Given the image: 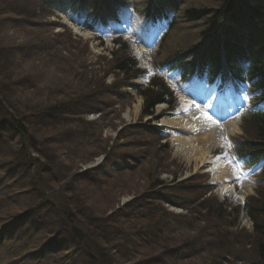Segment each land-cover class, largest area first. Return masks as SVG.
<instances>
[{
	"label": "rangeland",
	"instance_id": "1",
	"mask_svg": "<svg viewBox=\"0 0 264 264\" xmlns=\"http://www.w3.org/2000/svg\"><path fill=\"white\" fill-rule=\"evenodd\" d=\"M189 6L208 9L212 15L222 7L219 0H193ZM55 8L40 0H0V103L7 104L14 122L22 126L16 135L13 131H4L6 136L0 134V219L13 217L4 211L8 207L13 210L27 204L26 209H33L36 204H43L44 209L32 212L43 219L40 232L49 237L62 231L60 235L67 234L70 247L66 255L53 251L46 258L48 262L42 264H86L76 257L83 255L94 240L100 246L98 250L104 249L119 260L116 264H136L141 257L136 247L128 243L124 246L119 238L107 242L109 236L115 235L112 230L122 225L111 222L109 217L128 205L130 215L144 217L147 226L138 229V222L134 221L137 230L132 238L134 244L143 239L146 243L159 241L162 247L171 246L173 239L184 243L185 256L172 258L169 264L256 262L251 244L253 218L244 212L235 195L229 191L221 194L223 180L209 172L214 148H207L210 155L204 163L179 153V149L191 153L200 147L184 148L175 142L178 136H201L188 129L190 121L184 115L191 112H183L189 102L185 100L187 96L177 93L175 109L157 106L153 117L143 118L144 100L134 90L118 95L106 89L112 84L120 87L123 81L113 66L120 54L110 55V51L117 50L109 38L102 45L97 36L104 33L99 28L91 33L92 38L76 34L75 26L62 24L78 22L81 26L80 15L72 17L78 21H69V17L65 19L57 13L48 17ZM133 20V31L139 32L145 20L138 15ZM185 24L189 27L186 38L199 44L203 26L181 23ZM138 101L140 112L136 113ZM157 115L162 117L160 123L165 124L168 137L156 144L152 127L159 124L155 122ZM5 137L15 141L8 145ZM5 154H12L10 161L5 160ZM91 179L103 187V198L94 192ZM250 180L253 184H249ZM115 186L121 190L116 191ZM241 187L248 194V201L255 199L247 205L248 213L259 215L260 211L254 209L264 204V188L251 178ZM36 190L42 193L41 198L30 205L27 194ZM116 192L118 196L111 197ZM55 206L64 208L62 215ZM148 206L156 213L148 210ZM208 206L209 213L205 210ZM165 211L173 217H185V228L179 234L167 229L161 237L163 233L154 232L155 226L168 227ZM153 215L158 216L153 219ZM44 216H48L46 222ZM52 216L59 218L50 219ZM60 218L64 221L54 226L53 222ZM24 238L17 241L19 247L40 246L41 238L33 231ZM187 241L191 243L186 245ZM8 249L17 254L10 243L0 253L2 262ZM117 251H122L128 261L116 256ZM26 264L37 261L27 260Z\"/></svg>",
	"mask_w": 264,
	"mask_h": 264
},
{
	"label": "trees",
	"instance_id": "2",
	"mask_svg": "<svg viewBox=\"0 0 264 264\" xmlns=\"http://www.w3.org/2000/svg\"><path fill=\"white\" fill-rule=\"evenodd\" d=\"M232 0H219V4L222 5L221 9H219L216 13H214L213 15L210 13V10H201V9H196V10H192V11H188L186 12V15L193 19V20H199V19H203L206 18L204 20H208V27L210 28V31H212L214 29V27H216V22L217 20L222 17V15L225 12V9L228 8L229 6V2ZM238 10L244 13V15L246 16V18L248 19V24L250 26H252V28L254 29L257 37L259 38V46L258 48H261L264 54V0H255V1H251V0H238ZM13 14L15 13V8L12 9L11 11ZM211 15V18H210ZM212 19V20H211ZM207 27V28H208ZM115 69L119 72L122 73H126L128 75V72H131L133 70V66H135V61H133L132 59H117L115 62ZM153 86H156V88L160 90H146V91H139V94L144 96L145 98V103H144V111H143V115L144 114H150L151 110L155 107L156 104L158 103H162L164 101H166L167 96L171 97L172 95L169 92L168 87L164 84V83H160L158 82V79L154 80V83L152 84ZM10 108L7 106V104H2L0 103V134L1 136H6L4 131H13L18 134L19 133V127L18 124L16 122H14V119L12 117V115L10 114ZM13 110L18 113V109L16 108V105H13ZM65 111V109H64ZM23 132V131H22ZM1 138V137H0ZM5 141L8 145H11V143H13L15 141L14 138L10 137L7 138L5 137ZM3 143V142H2ZM3 151V150H1ZM14 152H12L13 154ZM11 154V155H12ZM11 155L9 156V154H5L3 155L5 157V160L10 161ZM5 168V167H4ZM89 173V172H88ZM91 185L93 186V190H95L94 192H96V195L100 196L101 198L104 197V190L103 187H101L100 183L91 179ZM163 185V184H160ZM114 189H116V191L121 190V188L119 186H115ZM115 194H117L118 196V192L116 193H112L111 197L115 196ZM42 193L39 190H36L35 192L31 193V194H27L26 200L28 202V204H32V202L35 201V199H40L41 198ZM32 196V197H29ZM12 201V200H11ZM27 204H24V206H21L20 208H14L13 210L9 207V209H7L8 214H11L12 220L11 221H15L18 222L17 226L12 225L10 226L11 228V232L10 233V239L13 240L16 236L18 238H22L23 240H25L24 236L27 233H30L31 231H33L34 235L37 236L39 235L40 239V246H38L36 249L32 248L31 250H29V255L33 257L32 261L36 262L37 264H42L44 262H48V260H46L47 257L50 256V254H53V251L56 252H63L64 255L67 254V249H69L70 247V240L67 238V234L64 233L63 235H60V233L62 231H59L58 234L54 235V236H49L46 237V235L42 232H40V222L43 220L41 217L38 219V215H34V214H30L33 211H41L42 209H44L45 207L43 206L42 203H38L36 204V206L33 207V209L27 210L26 207ZM129 207H131V205H128L124 208H118L115 213H113L110 217L109 220L111 222H115L118 225V222L122 223L121 226L118 225V228L115 230H112L113 233L115 235H111L108 237V243L116 240L117 238H119L124 244H130L133 245L134 247L137 248V255L141 256L138 259V262L136 264H169V260H171L172 258L174 259H180L182 257L185 256V246L184 243H182L179 239H173L171 241V243L173 242V244L169 247H162L158 242H150V243H146L144 241V239L142 241H140L137 245L134 244L132 238L137 234V230L135 229L134 226V221L136 220L138 223V229H143V227H147L145 225V219L143 218H136L133 217L132 215H130V211H129ZM258 209H254V210H258L260 212L259 215L255 216L253 212L250 211L249 215H251V217L254 220V236H253V242L251 244H253L254 246V251L256 253V262L252 261V262H247L250 264H264V204L257 206ZM11 209V210H10ZM54 209H58L59 210V214L62 215L64 209L60 206L56 207ZM25 210V211H24ZM148 210H150L151 212H155L156 211L151 207L148 206ZM206 212L209 213L211 211V208L208 206L205 208ZM253 210V209H252ZM23 211V212H22ZM21 212V213H20ZM165 217L167 218V220L169 221V225L166 229H162V228H158L155 226V233L157 234H161V237L164 236L166 234V230L168 229L169 232H174L175 234H179L181 231L183 230L185 227V220H183V217H173L170 216L169 213H167L165 211ZM158 215H153L152 218L155 219ZM148 219V216H146ZM171 217H173L174 219H172ZM55 218L58 219L59 217L57 216H52L50 217V219ZM149 218V219H152ZM45 222L48 219V216H44ZM49 219V220H50ZM148 219V220H149ZM62 220L64 221L63 218H60L57 222H53V225L56 226L60 224L62 222ZM187 220V219H186ZM14 224V223H12ZM152 228V226H150L147 230L146 233L149 232V230ZM38 230V231H37ZM97 240H94L93 243L91 244V246H86V250L84 251V254L81 256H77L76 258H78L79 260H81L82 262H86V264H116L117 260L116 258L110 257L108 255V253L105 252L104 249L98 250V248L100 247L98 243H96ZM211 242V241H210ZM191 242L187 241L186 245H189ZM125 246V245H124ZM21 248L19 247L18 249H15L16 251H19ZM211 249V247H210ZM253 248H251L252 250ZM211 252V250H209ZM207 253V254H206ZM205 254L208 256H211L210 253L206 252ZM205 254H203V256H206ZM116 256L120 257L122 260L128 261V259L126 258V256L122 253V251H117ZM70 255H67L66 258L68 260H70ZM18 259H20L18 261ZM15 261H17V264H21L24 262V260H26V258H18L16 255L14 257ZM243 261V260H241ZM119 262V260H118ZM217 264V263H216Z\"/></svg>",
	"mask_w": 264,
	"mask_h": 264
},
{
	"label": "bare ground",
	"instance_id": "3",
	"mask_svg": "<svg viewBox=\"0 0 264 264\" xmlns=\"http://www.w3.org/2000/svg\"><path fill=\"white\" fill-rule=\"evenodd\" d=\"M252 1V0H251ZM255 1V0H253ZM75 31L77 34L85 37H89V33H86L85 30L82 31L80 28L74 27ZM94 48H96V46H94ZM138 54V52H137ZM142 61H144L142 59ZM145 62V61H144ZM214 87H218V84H213ZM194 88L200 92V95L203 96L204 95V91L201 87V85H196L194 86ZM200 100H192L191 106H195V104H197V107L200 108ZM136 108V113L140 112V101H138V103L135 105ZM225 116V114H224ZM126 117L128 118L129 116L126 114ZM185 119H187V117H185ZM188 120V119H187ZM199 125V128L202 129L203 134L198 137V138H194L192 137V135L188 136V135H184V136H178L175 138V142L178 144V146L180 147H184V148H191V147H196V146H200L194 149V151L187 152L184 150L179 149V153L183 154L185 157L189 158V159H193L198 163H204L208 160L210 153L207 152V148L209 149H213V148H217L220 145H224L225 143V135L223 134V131L221 129H215L213 127V125L204 122V121H199L197 122ZM164 125V124H163ZM173 126H175L173 124ZM229 127L231 128L230 131V135L235 136L238 135L239 133H241V128L239 127V125L237 123H230ZM180 132H178L177 134H179ZM242 139H244L245 144H250L253 143V140L251 138V136L249 135V133H245L242 136ZM259 149V155L264 156V144H261L258 146ZM250 160V165L255 166L253 169L250 170L252 175H255L257 173V166H259V164L263 163L262 161H260V158H254V159H249ZM218 163V165L214 168L217 172H220V170L222 171H228V164L226 162H223V160L221 158L218 159V161H216ZM264 164V163H263ZM216 177L224 180V174L223 173H216ZM246 177L244 176H234L233 180L234 182H236L237 184H232L230 183V181H228V183L225 185V187L229 188V192L232 195H235L236 198H234L237 202L243 203L246 199V197L248 196V194L246 192H244L243 190H239V184H241V182H247L248 179H245ZM249 184H253L252 180H250ZM238 189V191H237Z\"/></svg>",
	"mask_w": 264,
	"mask_h": 264
},
{
	"label": "snow or ice",
	"instance_id": "4",
	"mask_svg": "<svg viewBox=\"0 0 264 264\" xmlns=\"http://www.w3.org/2000/svg\"><path fill=\"white\" fill-rule=\"evenodd\" d=\"M205 118L211 120V117H209V116H206ZM213 123H216V122L213 121ZM229 146H231V145H229Z\"/></svg>",
	"mask_w": 264,
	"mask_h": 264
}]
</instances>
